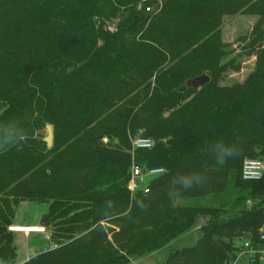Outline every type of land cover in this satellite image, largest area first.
<instances>
[{
	"label": "trees",
	"instance_id": "16d2710c",
	"mask_svg": "<svg viewBox=\"0 0 264 264\" xmlns=\"http://www.w3.org/2000/svg\"><path fill=\"white\" fill-rule=\"evenodd\" d=\"M236 14L258 16L240 51L255 69L218 85L241 69L222 40L223 16ZM263 25L264 0H0V124L11 120L17 137L0 142V260L16 258L8 227L23 200L49 204L40 223L51 245L25 264H129L201 216L197 242L170 246L162 264H229L237 242H257L264 176L246 181L241 169L264 161ZM202 74L209 82L187 85ZM138 134L155 144L135 161L168 171L147 191L130 186ZM227 150L235 155L221 166ZM210 193L216 205L198 200Z\"/></svg>",
	"mask_w": 264,
	"mask_h": 264
},
{
	"label": "rangeland",
	"instance_id": "374dc122",
	"mask_svg": "<svg viewBox=\"0 0 264 264\" xmlns=\"http://www.w3.org/2000/svg\"><path fill=\"white\" fill-rule=\"evenodd\" d=\"M258 20V16L256 15H224L222 18V40L226 44L227 51V59L234 58L237 63L241 64L240 70H234L231 68H227L221 73V77L218 79V85H232L234 83L243 82L246 77L255 69L256 64V56H246L241 54V47L244 46L248 41L244 40L247 38L255 23ZM117 21H113L110 25L111 30L116 29ZM264 27V25H263ZM199 88V87H198ZM47 135L46 128L42 131V138ZM154 177L153 176H145V183H149ZM211 194V195H210ZM209 195L200 196L198 200L201 202H205L210 206L216 205V199L210 193ZM180 203H193L194 198H179ZM251 201H246L245 206H251ZM244 206V203H240L237 208H241ZM49 211V204L37 201H29L23 200L19 203L16 208L14 219L16 223L26 225V224H38L41 221V218L44 214ZM233 211H228V213L224 216L227 217ZM208 220L209 217L205 218L204 223ZM201 222H197L196 228H192L188 232H185L178 237H176L171 243L162 249L152 252L148 255L138 257H131V262L129 264H162L166 260L169 255L170 246L172 247H185L194 245L198 238L201 235L200 224ZM13 225V224H12ZM15 226V225H14ZM21 226V225H20ZM45 227V226H42ZM9 230V229H8ZM21 230L25 231H38L37 226H31L29 228H22ZM45 236L43 234L31 233L28 235L24 233H13L14 237V245L16 246V258L13 262H3L0 260V264H23L26 261V258L29 255H32L36 252H41L43 245L46 242L45 238L48 235V230H45ZM236 244L240 245L241 243L237 242ZM51 246L48 244L47 247ZM39 250V251H38ZM231 263V262H230ZM229 263V264H230ZM245 264V263H243Z\"/></svg>",
	"mask_w": 264,
	"mask_h": 264
},
{
	"label": "built area",
	"instance_id": "2783aa9c",
	"mask_svg": "<svg viewBox=\"0 0 264 264\" xmlns=\"http://www.w3.org/2000/svg\"><path fill=\"white\" fill-rule=\"evenodd\" d=\"M146 10H150L149 7ZM155 144L153 138L143 136L138 134L131 138V154L132 162L130 166V176L131 182L130 186L133 190L137 188H144L145 191L148 190V183H145V176H159L161 171L164 170L162 167L144 168L142 165L138 164L134 159V152L139 149H151ZM242 178L246 181H258L264 176V161L259 159H247L243 162L241 169ZM264 216V210H263ZM28 226V225H21ZM14 225H10L8 229L13 232H45V227L39 226L38 229L41 231H22L13 230ZM256 261L264 263V223L259 230V240L257 242L251 241V239L244 240L237 249L235 258L230 264H254ZM25 264V263H23Z\"/></svg>",
	"mask_w": 264,
	"mask_h": 264
},
{
	"label": "clouds",
	"instance_id": "9594fccd",
	"mask_svg": "<svg viewBox=\"0 0 264 264\" xmlns=\"http://www.w3.org/2000/svg\"><path fill=\"white\" fill-rule=\"evenodd\" d=\"M11 124V120L4 122L3 124H0V142H10V141H15L17 139V137L12 136L9 137L7 135V130L9 128V125ZM20 140L25 139L24 135L21 134L19 137ZM235 155V153L231 150H227L225 152H223L222 155L219 156L218 158V163L221 166H224L227 162V159H231L233 156ZM167 169H164L163 171H161L160 176L161 178L167 176ZM192 181H193V176L192 175H187L185 176L182 181H181V187L185 188V189H191L192 188Z\"/></svg>",
	"mask_w": 264,
	"mask_h": 264
},
{
	"label": "water",
	"instance_id": "95a60500",
	"mask_svg": "<svg viewBox=\"0 0 264 264\" xmlns=\"http://www.w3.org/2000/svg\"><path fill=\"white\" fill-rule=\"evenodd\" d=\"M210 77L207 74H202L200 76H197L195 78H193L192 80H187V85L194 87V88H198L204 84H206L207 82H209ZM46 130H47V135L44 137V141L47 144L48 148H51L53 145V138H54V131H53V126L51 124H47L46 125ZM205 218L203 216L200 217V224H204ZM216 241L221 244L222 246H225L227 244L226 241H224L221 238H216Z\"/></svg>",
	"mask_w": 264,
	"mask_h": 264
},
{
	"label": "crops",
	"instance_id": "0c3cea01",
	"mask_svg": "<svg viewBox=\"0 0 264 264\" xmlns=\"http://www.w3.org/2000/svg\"><path fill=\"white\" fill-rule=\"evenodd\" d=\"M41 222V221H40ZM13 225H22V224H18V223H16V221H15V219H14V221H13V223H12ZM26 225H28V226H43V225H41V223H38V224H26ZM193 228H196V227H193ZM38 230V229H37ZM13 233H23V232H13ZM31 233H37V234H43V236H45L44 234L46 233V232H31ZM31 233H24V234H26V235H28L29 236V234H31ZM50 235H49V232H48V235H46V238H45V240H46V242H48L49 243V237ZM48 243H45V245H43V247L41 248V249H39V250H45V249H47V246H48ZM38 250V251H39ZM37 253H39V252H36V253H34V254H32V255H29L27 258H26V261L25 262H27L31 257H33L34 255H36Z\"/></svg>",
	"mask_w": 264,
	"mask_h": 264
},
{
	"label": "bare ground",
	"instance_id": "6f19581e",
	"mask_svg": "<svg viewBox=\"0 0 264 264\" xmlns=\"http://www.w3.org/2000/svg\"><path fill=\"white\" fill-rule=\"evenodd\" d=\"M15 227H19V228H13V230H21L22 228H29L31 226H20V225H15ZM39 226H37V229H38ZM22 231H25V230H22ZM38 231H41V230H38ZM26 232V231H25Z\"/></svg>",
	"mask_w": 264,
	"mask_h": 264
}]
</instances>
